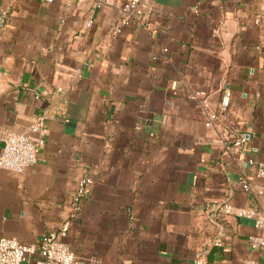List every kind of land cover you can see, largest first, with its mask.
I'll use <instances>...</instances> for the list:
<instances>
[{
    "label": "crops",
    "instance_id": "crops-1",
    "mask_svg": "<svg viewBox=\"0 0 264 264\" xmlns=\"http://www.w3.org/2000/svg\"><path fill=\"white\" fill-rule=\"evenodd\" d=\"M105 1L0 0V155L10 133L44 140L24 173L0 169V239L69 220L87 264H264L255 220L221 211L262 209L240 178L264 190V0H138L146 28ZM227 91L206 127L200 102Z\"/></svg>",
    "mask_w": 264,
    "mask_h": 264
},
{
    "label": "built area",
    "instance_id": "built-area-1",
    "mask_svg": "<svg viewBox=\"0 0 264 264\" xmlns=\"http://www.w3.org/2000/svg\"><path fill=\"white\" fill-rule=\"evenodd\" d=\"M53 1V0H47ZM103 2V1H102ZM108 3V0L105 1ZM101 7V4H98ZM125 21H137L143 28L146 26L141 22L143 10L138 0H129L122 9ZM92 22L89 23V26ZM231 104V92L227 91L221 101L220 111H209L208 101L200 102L205 113V126L210 128L216 123L226 121L228 116V108ZM34 130H41V124H37ZM243 140H237L233 144L226 147L228 151L231 148H241ZM44 146L42 138H34L24 134L10 133L5 141L3 152L0 155V169L22 174L28 168L34 166L38 162V155ZM259 178L264 180V162L259 164ZM91 180L89 177H82L79 180L78 187L72 196L71 202L74 211L79 212L83 201L89 194V185ZM240 184L246 193H252L262 209L238 210L230 204H224L221 211L225 215L236 214L239 217L254 219L256 228L259 229L261 235H253L249 238V243L253 249L264 247V190L258 189L255 192L252 184L244 177L240 178ZM70 228L69 220L63 224V228L58 232H51L37 244H23L19 241L2 238L0 239V264H87L86 260L78 257L66 244L60 241L65 238ZM193 264H204L202 256L199 254L195 258Z\"/></svg>",
    "mask_w": 264,
    "mask_h": 264
},
{
    "label": "water",
    "instance_id": "water-1",
    "mask_svg": "<svg viewBox=\"0 0 264 264\" xmlns=\"http://www.w3.org/2000/svg\"><path fill=\"white\" fill-rule=\"evenodd\" d=\"M4 23H5V18L2 15H0V27H2Z\"/></svg>",
    "mask_w": 264,
    "mask_h": 264
}]
</instances>
